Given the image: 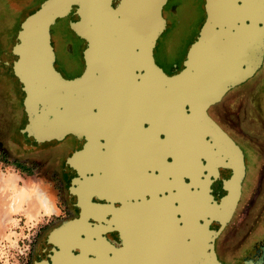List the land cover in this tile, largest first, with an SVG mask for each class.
Listing matches in <instances>:
<instances>
[{"label": "flooded vegetation", "instance_id": "af4514ba", "mask_svg": "<svg viewBox=\"0 0 264 264\" xmlns=\"http://www.w3.org/2000/svg\"><path fill=\"white\" fill-rule=\"evenodd\" d=\"M209 6L164 5L154 56L167 75L181 71L210 13L218 15ZM238 17L235 25L264 26V8L242 6ZM70 18L52 25L51 44L55 68L76 78L86 70V42ZM23 21L0 18V157L30 177L34 195L43 198L51 183L58 202L48 220L43 206L28 222L22 208L15 212L22 216L15 232L25 239L12 264H264V60L251 78L199 109L175 108L156 87L132 86L100 109H75L92 121L86 131L75 128L30 152L18 129L27 120L22 91L2 59L11 41L6 26L19 31ZM7 210L0 207V218Z\"/></svg>", "mask_w": 264, "mask_h": 264}, {"label": "water", "instance_id": "95a60500", "mask_svg": "<svg viewBox=\"0 0 264 264\" xmlns=\"http://www.w3.org/2000/svg\"><path fill=\"white\" fill-rule=\"evenodd\" d=\"M167 1L44 0L26 16L5 62L23 92L20 105L27 120L19 133L30 152L53 145L75 128L86 131L92 121L78 113L129 95L132 86L156 87L171 106L199 109L219 101L259 70L264 26L257 21L234 23L249 0H210L209 8L215 2L218 15L210 13L181 71L167 75L154 56L157 39L166 28L162 11ZM254 3L258 7L252 10L264 8V0ZM66 16L71 17V31L86 42V70L81 77L67 78L54 65L51 27ZM237 195L230 200V212ZM209 264L222 263L211 259Z\"/></svg>", "mask_w": 264, "mask_h": 264}, {"label": "rangeland", "instance_id": "374dc122", "mask_svg": "<svg viewBox=\"0 0 264 264\" xmlns=\"http://www.w3.org/2000/svg\"><path fill=\"white\" fill-rule=\"evenodd\" d=\"M40 3H42V0H39L38 2L37 0H0V18H2L3 15L15 14L18 18H20V20L25 19L31 11L40 5ZM6 29V40L10 37L11 41L6 45V51L2 57L3 61L8 59L10 49L15 43L16 34L18 32L17 29L14 30L11 24L7 25ZM6 68L8 74L11 75L8 65ZM16 81L18 82L17 79ZM18 84L19 89L21 90V85L19 82ZM22 97L23 92L20 100ZM22 126L23 125L20 127ZM6 165V161L0 157V187L3 190L0 194V207H8L7 216L0 218V264L16 263V261L11 257V252L16 251V244L17 241H19V238L25 239L22 232H18L19 234L15 232V224L17 223L16 218L22 217L15 214V212L22 208L21 212L28 216L27 218L24 217V220L28 222L31 215H36L37 209L43 206L46 219L48 220L50 219L51 214L57 210L56 202H58L51 183H46L45 194L43 196L45 197L46 195L48 199L47 206L43 198L41 196L34 195L33 188L28 186L30 177L28 175L19 174L13 169L6 168ZM23 225L26 226L25 222H23L22 226ZM20 245H23V242L20 241Z\"/></svg>", "mask_w": 264, "mask_h": 264}, {"label": "bare ground", "instance_id": "6f19581e", "mask_svg": "<svg viewBox=\"0 0 264 264\" xmlns=\"http://www.w3.org/2000/svg\"><path fill=\"white\" fill-rule=\"evenodd\" d=\"M213 1L216 2V0H213ZM254 1H255V0H249V1L245 2V4L243 3V6H245V7L248 8V9H251L252 6H253V7H258V5H257L256 3H254ZM215 2H214V4H215ZM220 2H221V0H220ZM214 4H213V5H214ZM214 6H216V4H215ZM216 8H217V6H216ZM43 200H44L45 204L47 205V204H48V199H47L46 195H45V197H43ZM47 206H48V205H47ZM206 264H209V263H206Z\"/></svg>", "mask_w": 264, "mask_h": 264}]
</instances>
